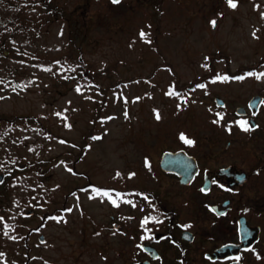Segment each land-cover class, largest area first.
Returning a JSON list of instances; mask_svg holds the SVG:
<instances>
[{
  "label": "rangeland",
  "instance_id": "obj_1",
  "mask_svg": "<svg viewBox=\"0 0 264 264\" xmlns=\"http://www.w3.org/2000/svg\"><path fill=\"white\" fill-rule=\"evenodd\" d=\"M53 1L58 13L50 23L33 20L37 33L14 36L24 53H0V127L6 117L21 118L14 144L52 160L49 183L58 189L57 204L30 208L26 223L37 228L29 236L30 264H129L131 201L137 189L162 179V153L180 147L211 168L232 163L257 170L246 184L249 216L264 225V102L249 131L235 113L243 106L251 115V97L264 96V77L248 75L264 73V0H233L235 8L228 0ZM27 9L20 14L42 16L39 8ZM70 54L83 56L103 91L81 74L62 73ZM59 55L64 67L53 62ZM28 116L53 134L36 131ZM22 177L12 171L0 184V223L15 197L14 180ZM25 232L13 239L0 230V264L24 263ZM259 246L254 264H264V237Z\"/></svg>",
  "mask_w": 264,
  "mask_h": 264
},
{
  "label": "flooded vegetation",
  "instance_id": "obj_2",
  "mask_svg": "<svg viewBox=\"0 0 264 264\" xmlns=\"http://www.w3.org/2000/svg\"><path fill=\"white\" fill-rule=\"evenodd\" d=\"M244 118L249 122L252 117L246 111ZM180 149L193 165L185 163L173 173L162 170L159 161L165 180L137 189L131 201L129 264H254L261 255L264 225L250 221L246 184L258 171L232 163L211 168L197 153Z\"/></svg>",
  "mask_w": 264,
  "mask_h": 264
},
{
  "label": "trees",
  "instance_id": "obj_3",
  "mask_svg": "<svg viewBox=\"0 0 264 264\" xmlns=\"http://www.w3.org/2000/svg\"><path fill=\"white\" fill-rule=\"evenodd\" d=\"M30 7L37 9L39 8V12L42 14V16L39 18L38 16L37 18H34L36 16V14H34L33 17L30 18L20 14L24 12L25 9L28 10L27 8ZM56 13H58V11L53 0H0V53L4 56L24 53L23 49H20L22 46H17V44L14 43L17 41L14 36L28 35L29 33H34L35 30L37 33L39 27H36L33 24V20L42 21L41 19H44L43 22L48 24L51 22L49 17H54ZM4 34L10 37V42L8 44L5 43L7 40L3 39ZM38 54L39 53L36 55ZM62 57L63 56L59 55L58 57L54 58V64H60L64 67L65 62L62 60ZM66 57L68 56L66 55ZM82 57L83 56L79 55L74 59L73 54H70L69 58L71 59L65 64L66 72L62 73L68 75L70 72H72L76 74L77 77L81 74L82 78H88L90 81H92V83L97 85L98 89L103 91L101 85L95 82L93 75L89 72V68L84 62L85 59ZM103 98L105 99V96ZM96 112L100 114V110H97ZM20 119L21 118L18 119L16 117H6L4 119L6 123L0 127V170L7 172L8 176L12 173V171H18L19 173H22L23 176L22 179L14 180L15 184L13 189L15 197L11 203H9L12 206L6 211V217L0 223V230L7 232V234H9L11 237L16 235L19 236L20 233L26 231L23 237V245L27 247V249L25 250L24 255L21 256L20 261L24 258L23 264H30L34 257L30 254L28 246L29 236H31L34 230L37 228L30 227L26 223L27 217L25 212L30 208L41 209L44 206L57 204L58 194L56 193L58 189H53L49 183L51 174L50 169L52 166L48 165L47 163L51 162L52 160H46L39 153L31 154L32 151H27L24 154L21 145L22 143L14 144L18 136L16 133L18 130H20L19 128L17 129ZM23 119H25L28 125L32 124L28 121L29 119L36 121L35 123L38 124L36 131L44 130L50 135L53 134L51 127L44 126V122H42L41 119L30 116L24 117ZM9 137L12 139V144L5 146L6 143L4 142V139ZM11 139L8 140L11 141ZM21 140L24 142L28 139L26 136H23L21 137ZM31 144L35 145L34 142H31ZM20 165H24V169L20 170ZM27 173H29V176H27ZM114 190L118 192H127L125 189L120 187H115ZM73 191L74 189L64 191V202L67 201V198L71 195V193H73ZM3 195L5 196L6 194L4 193ZM14 206H16V208H14ZM15 210H19V213H21L22 216H19L18 213L15 214ZM45 217H47V215ZM43 219L44 218H42V220Z\"/></svg>",
  "mask_w": 264,
  "mask_h": 264
},
{
  "label": "water",
  "instance_id": "obj_4",
  "mask_svg": "<svg viewBox=\"0 0 264 264\" xmlns=\"http://www.w3.org/2000/svg\"><path fill=\"white\" fill-rule=\"evenodd\" d=\"M262 100H264L263 96L261 95H256L254 97H252L251 102H249V106L252 109L253 113H257L256 111H258L261 103L263 102ZM215 101L217 103L218 106L223 105L224 100L220 97H216ZM239 115H243L246 113V110L243 107H239L237 108V112ZM250 124L255 126L256 122L251 119L250 120ZM162 161H161V166L164 170L168 171V172H176L179 173L178 171L183 170V166L185 163L188 164V166H192L193 165V161H191L192 158H190V156H188L184 151H178L176 153L174 152H165L163 154ZM20 168H23V166H21ZM5 178V174L2 173L0 174V182H3ZM33 213L32 210H30L27 215H31ZM242 221H246L245 218H242ZM259 228L257 227L256 229H254V232H258ZM251 232V233H254ZM257 236V234H255ZM259 235V233H258ZM252 238V237H251ZM40 240L43 242L44 241V237L43 235L40 236Z\"/></svg>",
  "mask_w": 264,
  "mask_h": 264
},
{
  "label": "snow or ice",
  "instance_id": "obj_5",
  "mask_svg": "<svg viewBox=\"0 0 264 264\" xmlns=\"http://www.w3.org/2000/svg\"><path fill=\"white\" fill-rule=\"evenodd\" d=\"M112 2L114 3V4H119L120 3V0H112ZM228 4H229V7H231V8H235L237 5H236V3H234L233 2V0H228ZM215 21H211V24L213 25V26H215ZM253 35L255 36V33H253ZM145 36H146V34L143 32V31H141V33H140V37H141V39H144L145 38ZM146 42H150V41H146ZM248 75H255L256 76V78L257 79H260L261 77H264V73H260V74H256V73H248ZM226 79V78H225ZM238 79H243V77H239ZM0 83H3V81H0ZM16 87H21L20 85H16ZM78 92L80 91V89L79 88H77L76 89ZM169 95H172V93L170 92V93H168ZM57 115H59V113H57ZM218 116H219V114H218ZM160 117H159V114L157 113V119H159ZM219 119H223V117L222 116H219ZM219 122V120H216V121H213V123H218ZM240 127H241V129L242 130H244V131H249L250 130V128L247 126V122H244V121H242V122H240ZM182 140H184V142L185 143H187V144H192L193 143V141L192 140H190V139H186L185 137H184V135L183 134H181V137H180ZM96 139H99V137H97ZM100 195H102V196H106V197H108L109 198V200L113 203V205L114 206H119L118 204H116V201L115 200H112V198H111V196H110V194H109V192H107V191H104V192H100L99 193ZM119 195V194H118ZM0 219H2V218H0ZM143 223L144 224H147L148 223V220L147 219H145L144 221H143ZM5 235H7V232H5ZM13 239H15V237H12ZM0 255H2V254H0Z\"/></svg>",
  "mask_w": 264,
  "mask_h": 264
}]
</instances>
